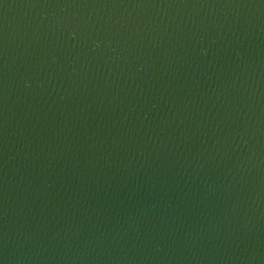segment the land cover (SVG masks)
I'll use <instances>...</instances> for the list:
<instances>
[{"label":"water","instance_id":"95a60500","mask_svg":"<svg viewBox=\"0 0 264 264\" xmlns=\"http://www.w3.org/2000/svg\"><path fill=\"white\" fill-rule=\"evenodd\" d=\"M0 264H264V0H0Z\"/></svg>","mask_w":264,"mask_h":264}]
</instances>
